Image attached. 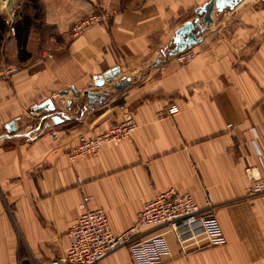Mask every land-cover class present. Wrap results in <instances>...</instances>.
<instances>
[{
  "label": "crops",
  "instance_id": "crops-1",
  "mask_svg": "<svg viewBox=\"0 0 264 264\" xmlns=\"http://www.w3.org/2000/svg\"><path fill=\"white\" fill-rule=\"evenodd\" d=\"M207 1L20 0L14 34L0 6V67H20L0 81V264L65 259L83 196L118 235L145 200L170 188L215 213L226 241L182 253L166 232L163 264H264V192L247 195L245 173L253 166L264 182V4L236 0L206 25L196 9ZM95 10L113 15L73 36L72 24ZM195 18L198 39L184 48L194 57L179 65L175 32ZM114 67L118 75L94 84ZM47 100L53 110H33ZM121 103L134 114L131 139L71 159L78 135L99 134ZM172 103L178 112L165 115ZM99 264H133L128 245Z\"/></svg>",
  "mask_w": 264,
  "mask_h": 264
},
{
  "label": "built area",
  "instance_id": "built-area-1",
  "mask_svg": "<svg viewBox=\"0 0 264 264\" xmlns=\"http://www.w3.org/2000/svg\"><path fill=\"white\" fill-rule=\"evenodd\" d=\"M264 4V0H259ZM4 9L5 22L8 32L14 34L16 18L21 8L20 0H0ZM113 11H92L71 26V34L79 36L95 26L104 24L112 17ZM192 49H183L172 55V59L179 65L188 64L194 57ZM50 56V55H49ZM165 65L160 64L159 70L165 71ZM20 67L8 63L0 67V81H7ZM178 112L175 103L170 104L165 115L173 116ZM136 128L133 111L124 103L117 105V114L110 119L105 128L96 135L79 134L77 142L69 148L68 156L77 159L83 156L94 155L105 143H118L131 139ZM49 134L54 137L55 131ZM254 135L257 137L254 130ZM255 151L260 152L253 141ZM250 182L247 195L264 192V182L259 172L253 167L245 168ZM89 196H83L79 207L82 214L78 221L69 229V248L65 259L54 258L46 264H99L100 260L121 245H128L133 264H163L164 257L169 254V245L165 238L166 232L175 235L182 253L206 246H220L225 243V236L215 213L201 212L192 196L180 193L170 188L155 194L145 200L138 212L136 222L122 232L114 234L105 211L102 208L90 209L87 207ZM207 207H211L207 201ZM164 227V231L138 238L144 228ZM199 227L200 233L196 232Z\"/></svg>",
  "mask_w": 264,
  "mask_h": 264
},
{
  "label": "water",
  "instance_id": "water-1",
  "mask_svg": "<svg viewBox=\"0 0 264 264\" xmlns=\"http://www.w3.org/2000/svg\"><path fill=\"white\" fill-rule=\"evenodd\" d=\"M236 0H208L205 4L202 6H199L196 9V13L198 16H201V20L203 24L209 25L212 23V17L211 13L214 9L222 10L224 6L234 2ZM201 27V23L199 18H195L193 22L189 21L184 23L181 27H179L176 30V45L175 48L171 51V54H175L182 49L192 45L197 41V36L193 32L194 29H198ZM156 63L155 65H157ZM119 74V68L114 67L110 70H107L104 74L95 76L94 84L96 86H101L104 81H110L112 78ZM129 83V79L124 78L120 80L119 82L113 83V86L116 90L123 89L127 84ZM84 94L87 96L88 100L90 102H93V96H95L98 93H94L92 89L87 90L84 92ZM43 108H47L50 110L54 109V106L52 105L50 100H47L46 102L37 105L33 108V110L41 111ZM53 120H57V117H55ZM13 127V123L10 124Z\"/></svg>",
  "mask_w": 264,
  "mask_h": 264
},
{
  "label": "rangeland",
  "instance_id": "rangeland-1",
  "mask_svg": "<svg viewBox=\"0 0 264 264\" xmlns=\"http://www.w3.org/2000/svg\"><path fill=\"white\" fill-rule=\"evenodd\" d=\"M2 2H3V0H2ZM2 11H3V13H4V9H3V7H2Z\"/></svg>",
  "mask_w": 264,
  "mask_h": 264
}]
</instances>
